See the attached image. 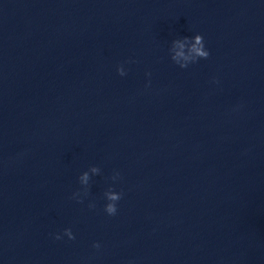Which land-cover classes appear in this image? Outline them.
<instances>
[{
  "label": "water",
  "instance_id": "obj_1",
  "mask_svg": "<svg viewBox=\"0 0 264 264\" xmlns=\"http://www.w3.org/2000/svg\"><path fill=\"white\" fill-rule=\"evenodd\" d=\"M0 264H264V0H0Z\"/></svg>",
  "mask_w": 264,
  "mask_h": 264
},
{
  "label": "clouds",
  "instance_id": "obj_2",
  "mask_svg": "<svg viewBox=\"0 0 264 264\" xmlns=\"http://www.w3.org/2000/svg\"><path fill=\"white\" fill-rule=\"evenodd\" d=\"M169 54L172 62L179 66L181 69H186L190 64H195L199 60H207L209 58V51L205 48V42L201 35L197 34L194 37H184L175 39L171 43V47L169 49ZM130 63V61H129ZM117 73L119 76L123 77L127 75L123 65L117 66ZM146 76H151V73H146ZM213 83H218V81L213 80ZM150 86L146 85V87ZM101 169L96 166H92L88 169V171L82 173L79 177V183L82 186L83 192H75L73 193L72 199H75L77 203H83V198L88 197L89 195V182L92 176L100 175ZM113 184H115L119 179H121L119 172H114V174L110 177ZM123 192H116L113 187H109L104 192V198L107 203L104 207V212L108 216H115L117 214V204L123 198ZM83 197V198H81ZM89 209H95V203H89ZM63 235L67 236L69 240H75V236L72 233V230L64 229ZM55 240L62 239V236L57 234L54 236ZM93 248L99 249L100 244L94 243Z\"/></svg>",
  "mask_w": 264,
  "mask_h": 264
}]
</instances>
